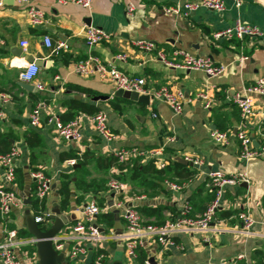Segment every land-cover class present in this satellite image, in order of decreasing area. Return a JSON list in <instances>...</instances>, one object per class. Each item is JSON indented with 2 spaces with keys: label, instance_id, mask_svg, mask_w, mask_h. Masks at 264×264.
Instances as JSON below:
<instances>
[{
  "label": "crops",
  "instance_id": "obj_1",
  "mask_svg": "<svg viewBox=\"0 0 264 264\" xmlns=\"http://www.w3.org/2000/svg\"><path fill=\"white\" fill-rule=\"evenodd\" d=\"M225 10L221 13L199 9L188 17L165 15L164 6H174L180 0H93L90 10L59 0H2L0 7V110L4 118L0 121V154L11 149L19 153L15 160V178L7 182L0 166V185L13 191L19 198L30 200L37 185L30 174L41 172L50 181V192L44 201V211L59 205V186L65 177H71V198L77 210L76 221L83 206L94 200L102 212L96 218L100 231L108 235L115 231L109 226L104 214L119 215L121 232L124 223L121 211L105 209L116 199L132 204L141 214L144 223L163 225L177 219L183 208L189 205V216H200L215 197L209 175L220 171L225 175L246 172L248 183L228 186L223 190L220 206L216 212L218 232L179 233L173 236L175 245L162 249L154 239H148L142 248L153 256L156 264H222L238 255L245 259L238 264H253L256 252L264 253V158H255L245 163L239 157V142L235 131L244 125L254 148L264 147V97H253V113L242 124L237 107L232 102L235 93L251 85L257 78L264 77V0H242L236 7L233 0H221ZM128 4L135 6L132 16L126 15ZM34 6L43 13V23L30 25L26 10ZM259 27L262 37L219 39L215 32L231 27L235 21ZM88 26L102 29L110 36L95 46H89L84 39ZM51 40V47L43 43L44 37ZM147 40L156 49L145 53L134 47L133 42ZM27 42L22 49L20 44ZM66 45L57 52L60 45ZM161 51L167 61L182 62V52L194 56L208 57L214 64L222 65L225 71L217 77H208L200 71H187L165 65L156 56ZM88 55L97 56L102 64L114 67L129 77L145 81L148 92L166 86L182 96V112L172 113L162 101L149 97V104L133 102L115 97L117 89L108 81L96 75H78L73 66ZM240 56L247 57L239 61ZM119 57H123L120 60ZM27 60L40 61L38 81L44 91H27L19 80L21 68ZM204 93L211 100L210 109L198 95ZM1 95L9 97L4 102ZM108 97L105 101H93L94 97ZM85 103L105 112L110 130L115 135L111 142L102 140L94 130L92 116L68 107L69 102ZM43 102L41 124L30 126L29 115L37 103ZM116 107V108H115ZM52 113L61 121L79 119L81 138L68 141L60 138L53 126L47 123ZM228 135L224 144L215 143L211 132ZM137 148L143 151L161 150L155 158H138L120 170L116 165L105 168L92 162L86 173L79 171L76 163L69 166L67 161L75 155L90 153L94 158L108 157L113 150ZM199 159L202 164L175 165V158ZM158 162H164L158 168ZM149 163L152 168L143 171ZM183 168H185L183 171ZM192 172L187 178L184 174ZM182 174V175H181ZM86 182L105 181V190L82 192L74 185L77 179ZM110 179L126 185L120 197L113 196L107 188ZM168 183L181 185L179 191L172 190ZM100 184V183H99ZM137 198H141L137 200ZM31 201V200H30ZM32 211L31 204L13 209L7 216L0 215V242L4 232L13 226L17 231L24 215ZM117 211V212H116ZM63 213H69L62 210ZM119 212V213H118ZM248 214L254 221L252 235L243 233L240 214ZM66 226L70 230L76 222ZM115 224V223H114ZM48 227L51 221L46 224ZM121 234V233H120ZM19 237H25L18 233ZM27 237V236H26ZM34 248V247H33ZM103 251L106 264L116 260L124 251L120 240H106L89 248L77 264H92L95 255ZM29 264H36L35 249H18Z\"/></svg>",
  "mask_w": 264,
  "mask_h": 264
},
{
  "label": "built area",
  "instance_id": "obj_2",
  "mask_svg": "<svg viewBox=\"0 0 264 264\" xmlns=\"http://www.w3.org/2000/svg\"><path fill=\"white\" fill-rule=\"evenodd\" d=\"M18 3H27L28 0H16ZM181 2L174 6H164L162 12L165 15H182L188 17L191 13L205 9L221 13L225 10V5L221 0H180ZM60 3L66 4L73 2L86 10H90L93 0H59ZM236 7H240L242 0H233ZM0 7H2V0H0ZM135 11L133 4H128L126 8V15L132 16ZM26 15L30 25L37 26L43 23V13L34 6H29L26 10ZM109 34L102 29L94 26H88L84 30V39L89 46H95L109 38ZM214 39H237L243 40L245 38L258 39L262 37V31L257 26L247 25L237 20L231 27L224 30L217 31L212 36ZM43 43L47 48L51 47V40L45 36ZM135 48L145 53L155 51L154 43L147 40H137L133 42ZM27 42H22L20 47L24 49ZM66 45L60 44L55 51L64 48ZM182 62L174 64L166 60L165 55L161 51H156V56L165 65L187 70L200 71L208 77H217L224 73L225 67L216 65L208 57L194 56L186 52H182ZM123 60V57H119ZM247 57L240 56L239 61L246 60ZM73 72L78 75H96L102 81H108L114 85L117 90L125 92H134L139 95H148L155 101H162L165 103L173 114L178 115L182 112L183 101L181 94L174 93L170 88L163 86L154 91L148 92L144 85L145 81L141 78L129 77L124 73L118 71L114 67H107L95 55H88L84 60L78 61L73 66ZM40 73V66L33 62H26V65L21 68L19 73L20 83L30 84L37 91L45 90V86L38 81ZM264 97V77L257 78L251 85L245 87L241 93H235L232 96V102L237 107L242 124L253 113V97ZM198 98L204 102V108L210 109L211 100L208 95L201 93ZM1 99L6 102L9 100L8 96L1 95ZM45 104L39 102L32 109L29 115V123L31 127H38L41 124V114ZM4 118L3 112L0 110V121ZM94 130L97 135L106 142H111L115 139V135L110 130L107 121V114L105 112H97L92 116ZM47 123L51 124L57 135L68 141H78L81 138V124L79 119H73L68 122L61 121L57 116L50 113L47 118ZM235 136L239 142V157L245 163L255 158H264V147L254 148L251 138L244 130V125H241L236 130ZM212 140L217 144H224L228 139V135L223 132L213 131L210 134ZM161 154V150L143 151L137 148L131 149H116L111 155L118 163L126 164L138 158H155ZM19 153L16 149L0 154V166L4 170V178L7 182H12L15 178V160ZM188 162L195 165H201L199 159L185 158ZM67 164L71 167L76 164V160H69ZM164 162H158V168L164 167ZM31 178L35 180L36 186L32 194L34 198L41 202L50 192V181L41 172H33L30 174ZM210 184L215 192V197L206 210L198 217L191 218L189 216L190 206L186 205L180 216L171 222H166L163 225L154 226L146 224L139 211L132 206V204L123 203V201L114 200L105 210H120L123 219L124 227L120 235L115 231L108 235L99 230L96 224L97 216L102 212L94 200H89L82 208L80 218L71 226L70 230L65 231L64 228L58 235L52 239V245L57 253H63L65 263H78L84 257L89 248L98 246L106 240H120L124 246V255L126 264H135L137 258V251L142 249L147 243L148 239H154L160 249L167 245H175L173 236L179 233H198V232H218L223 231L217 229L215 225L219 222L216 212L220 206L223 190L228 186H237L241 183H248V175L246 172H238L232 175H225L217 171L209 175ZM168 186L174 190L182 189L181 185L168 183ZM108 191L116 197L125 191L126 185H123L116 179H110L107 185ZM141 198H137L139 200ZM24 206L23 199L19 198L13 191L5 189L0 185V215L7 216L11 210L19 209ZM242 221L243 233L252 235L251 227L254 223L253 219L246 213L240 214ZM34 221L44 229L48 228L46 225L49 221L48 214L45 211L34 212ZM264 240V237H263ZM35 239L31 236L19 237L15 229H8L4 232V238L0 242V264H29L19 254L18 249L26 246L35 245ZM264 246V241H263ZM36 256V255H35ZM245 259L244 255H238L222 264H238L239 261ZM37 262V258H36ZM92 264H106L103 253L95 256ZM145 264H148L146 261Z\"/></svg>",
  "mask_w": 264,
  "mask_h": 264
},
{
  "label": "water",
  "instance_id": "obj_3",
  "mask_svg": "<svg viewBox=\"0 0 264 264\" xmlns=\"http://www.w3.org/2000/svg\"><path fill=\"white\" fill-rule=\"evenodd\" d=\"M28 62H33L37 65H44V63L41 61V63H36L40 61H34V60H27ZM23 89L27 91H32L33 86L30 84L20 83ZM115 97L127 99L133 102H139L144 104H149V96L148 95H139L137 93H130L125 92L121 90H117L114 94ZM108 97L99 96L94 97L93 101H105ZM236 132V131H235ZM174 161L181 163L183 165H191L187 160L177 157L174 159ZM242 186L246 187V183H242ZM58 194H54V198H57ZM25 205H30L31 201L26 199L24 201ZM74 204V199H70V212L69 213H63L60 206H56L53 209H50L47 211L48 219L51 221V225L44 229L37 225L34 221V213L33 211H28L24 217L23 222L20 225L21 229H24L27 231L28 235L33 237L35 239V255L37 258V264H65V258L63 253H57L52 245V239L58 235L66 226L72 224L74 221H76V215L75 211L77 208L75 206H72ZM115 211V210H112ZM117 212V211H116ZM119 213V212H118ZM121 223L119 221V215L115 216V224L114 229L115 233L117 235H120L121 233ZM101 230V229H99ZM148 264H156L155 259L153 256H149L147 260ZM112 264H123L121 260H116Z\"/></svg>",
  "mask_w": 264,
  "mask_h": 264
},
{
  "label": "trees",
  "instance_id": "obj_4",
  "mask_svg": "<svg viewBox=\"0 0 264 264\" xmlns=\"http://www.w3.org/2000/svg\"><path fill=\"white\" fill-rule=\"evenodd\" d=\"M65 104H67L68 107L77 108V111L85 113V114L93 115V114H96L98 111L97 107H95L94 105H90V104L76 103L73 101L69 103H65ZM72 158L76 160V163L80 166L79 171H83V173L84 172L86 173V167L89 166L93 161L96 162V164L102 165L105 168H109V167L116 165L120 170H122L125 166L124 164L118 163L117 160L112 155H109L108 157H99L96 159L90 153H85L83 155H75ZM175 165L180 166L181 164L176 162ZM145 168L147 169L152 168L156 174L162 173V171L154 169V166L151 163L146 165V167L143 168V171L145 170ZM184 169L185 168H183V171H185ZM192 174H193L192 172H187L186 174H184L183 178L184 177L187 178L191 176ZM70 183H71V177L66 176L65 179L61 182V185L59 186L58 197H59V205L62 210H67L70 207V199L72 196ZM104 183L105 181H102V182L93 181V182L87 183L85 178H83V179H77V181L75 182L76 185L74 186L84 193L85 192L86 193L87 192L96 193L98 191L105 190V187H104L105 185H103ZM30 200H31V208H32L33 213L39 210L44 211V201L38 202L34 198L33 194L31 195ZM104 217L108 220L109 226L114 227L115 216L113 214L107 213V214H104ZM10 228L14 229L13 226H11ZM17 232L21 235L29 236L27 231L24 229H19L17 230ZM102 252L103 251L100 250L97 254L102 253ZM256 255L258 259L256 263H253V264H264V253L261 251H258L256 252ZM147 260H148L147 253L143 249H139L137 251V258L135 260V264H145ZM65 264H68V263H65Z\"/></svg>",
  "mask_w": 264,
  "mask_h": 264
},
{
  "label": "rangeland",
  "instance_id": "obj_5",
  "mask_svg": "<svg viewBox=\"0 0 264 264\" xmlns=\"http://www.w3.org/2000/svg\"><path fill=\"white\" fill-rule=\"evenodd\" d=\"M42 228H44V225H41ZM26 237V236H25ZM28 237V236H27ZM28 249H30L31 251L34 249L33 246H27ZM118 256L125 262V255H124V251L123 252H119ZM68 264H76L74 262H68Z\"/></svg>",
  "mask_w": 264,
  "mask_h": 264
}]
</instances>
